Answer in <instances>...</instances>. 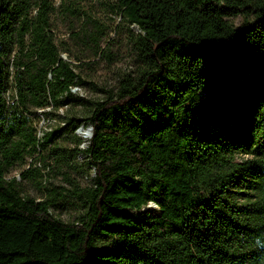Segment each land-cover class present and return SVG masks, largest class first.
<instances>
[{
  "label": "trees",
  "instance_id": "obj_1",
  "mask_svg": "<svg viewBox=\"0 0 264 264\" xmlns=\"http://www.w3.org/2000/svg\"><path fill=\"white\" fill-rule=\"evenodd\" d=\"M83 1L0 0V264H264V0L101 1L136 28L135 68L112 86L56 43L62 7L110 59ZM63 106V125L39 137L37 110ZM38 149L70 188L42 186L34 167L21 178L44 196L21 193L10 168ZM66 195L83 208L67 221L51 211Z\"/></svg>",
  "mask_w": 264,
  "mask_h": 264
},
{
  "label": "rangeland",
  "instance_id": "obj_2",
  "mask_svg": "<svg viewBox=\"0 0 264 264\" xmlns=\"http://www.w3.org/2000/svg\"><path fill=\"white\" fill-rule=\"evenodd\" d=\"M54 5L58 6L59 0H53ZM103 0H86L83 1V6L80 13L86 12L92 18L105 25L107 31L106 38L101 42L102 49L109 52L110 59L106 57L95 56L89 49L86 43V38L82 37L80 30L82 23L85 21V16L81 18L70 17L64 14L62 7L52 15V26L56 43L60 50L61 56L71 60L77 65V72L86 80H91L97 85L112 86L115 84L117 74L121 71H130L135 68V55L131 44L127 39V27L135 30L133 25L127 26L126 22L120 21V17L115 12H110L105 9L101 3ZM235 23H239V19H235ZM79 33V37L74 35ZM78 58L79 60H75ZM74 91L88 98L98 97L99 94L94 92L88 86L74 87ZM13 95L12 89H8V100L11 101ZM66 106L60 107L57 110L50 109L53 114L45 115L41 110H37L36 116L33 117V125L37 128V134L42 137L44 132L55 129L57 126L63 125L65 119ZM88 129L80 128L77 133L82 137L84 143L82 147H86L87 139L84 135L88 133ZM88 136V135H87ZM57 141L61 146H70L67 142L58 138ZM250 155L240 154L236 156L237 160L248 158ZM77 160L82 162L83 155H78ZM37 167L41 173L42 186L52 187L60 186L70 188V185L62 178L56 163L53 158L48 157V152L44 149H38L32 157L26 158V163L23 166L14 165L10 169V177L15 176L18 181V187L22 194L29 195L37 199H42L44 196V188L39 187L34 181L29 178H21L20 173L25 169ZM92 175V174H91ZM80 185H85L88 180L84 177V173L72 172ZM67 194V192L65 191ZM52 213L62 220H73L80 212L83 211L78 204V201L69 196H65L60 200V204L51 208Z\"/></svg>",
  "mask_w": 264,
  "mask_h": 264
},
{
  "label": "water",
  "instance_id": "obj_3",
  "mask_svg": "<svg viewBox=\"0 0 264 264\" xmlns=\"http://www.w3.org/2000/svg\"><path fill=\"white\" fill-rule=\"evenodd\" d=\"M80 128H82V127H80ZM86 129H88L89 132L87 133V135H88V137H90L91 134H92V128H91V126L86 127Z\"/></svg>",
  "mask_w": 264,
  "mask_h": 264
},
{
  "label": "bare ground",
  "instance_id": "obj_4",
  "mask_svg": "<svg viewBox=\"0 0 264 264\" xmlns=\"http://www.w3.org/2000/svg\"><path fill=\"white\" fill-rule=\"evenodd\" d=\"M83 135H84V136H83V137H84V139H87V138H88V136H87L86 134H83Z\"/></svg>",
  "mask_w": 264,
  "mask_h": 264
}]
</instances>
